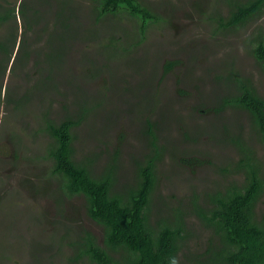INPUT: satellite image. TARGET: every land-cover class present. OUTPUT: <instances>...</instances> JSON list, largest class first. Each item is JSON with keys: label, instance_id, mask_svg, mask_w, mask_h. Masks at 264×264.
Wrapping results in <instances>:
<instances>
[{"label": "rangeland", "instance_id": "obj_1", "mask_svg": "<svg viewBox=\"0 0 264 264\" xmlns=\"http://www.w3.org/2000/svg\"><path fill=\"white\" fill-rule=\"evenodd\" d=\"M27 1L41 12L33 16L38 25L29 31L21 17L0 26V42L14 49L7 66L9 53L0 52V264H71L66 230L101 239L81 195L61 200L47 155V120H75L81 108L73 156L95 177L114 163L118 191L151 152L146 120L154 124L162 151L149 223L172 219L180 207L187 233L181 257L203 251L210 230L192 203L207 206L208 194L242 180L231 171L238 147L227 140L242 136L264 170V143L248 113L216 110L236 91L232 76L249 80L264 98V67L252 53L253 38L264 35V11L223 29L220 18L234 0H138L154 16L141 34L138 18L126 11L98 18L92 0H48L49 8ZM23 2L0 0V10ZM16 57L20 63H12ZM256 208L264 212V196Z\"/></svg>", "mask_w": 264, "mask_h": 264}, {"label": "trees", "instance_id": "obj_2", "mask_svg": "<svg viewBox=\"0 0 264 264\" xmlns=\"http://www.w3.org/2000/svg\"><path fill=\"white\" fill-rule=\"evenodd\" d=\"M38 1L40 6L49 8L48 0ZM92 1L98 18L120 11L138 18L142 24L141 34L147 21L154 18L138 0ZM27 4L25 0L16 10L15 7L0 10V26L8 22L17 25L16 19L22 17L23 23L20 25L31 31L34 25H38L41 12L37 7L31 12ZM263 11L264 0H234L230 2L226 19L220 18V24L223 29L240 26ZM55 13L58 16L62 10ZM35 15L39 19L35 20ZM62 26L66 27V24L62 23ZM15 42L14 38L13 48ZM19 44L22 46L24 41L20 39ZM252 45L255 59L264 67V35L258 32ZM7 49V43L0 42V52L6 53ZM13 50L8 52L5 66L10 64ZM28 54L25 51L24 55L28 57ZM52 54L48 55L50 62ZM19 60L16 57L12 63H20ZM169 67L167 65L166 68ZM4 70L5 67L1 66V71ZM232 78L236 91L222 96L216 110L219 113L226 107H233L246 111L251 128L264 143V98L257 94L249 80ZM84 112L85 109L81 108L75 120L67 116L58 122L47 120L45 125L53 141L47 149V155L53 161L51 173L60 180L58 191L62 195L61 200L81 195L86 216L102 229L100 240L89 230L73 238L66 230L65 244L71 250L67 261L71 264H264V212H257L256 208L264 196V170L254 150L246 145L242 136L226 139L238 147L239 159L231 171L241 174L242 180L231 182L224 189L208 194L206 207L192 203L191 210L210 230V235L203 251L192 256L183 254L181 257V249L187 246L182 209H172V219H167L166 214L157 220L155 226L148 220L156 183L155 162L160 159L162 151L157 143L154 124L146 120L151 152L141 162H136L133 182L121 185L118 191L115 189L118 184L114 163L108 164V168L95 177L73 156V129L81 122Z\"/></svg>", "mask_w": 264, "mask_h": 264}, {"label": "bare ground", "instance_id": "obj_3", "mask_svg": "<svg viewBox=\"0 0 264 264\" xmlns=\"http://www.w3.org/2000/svg\"><path fill=\"white\" fill-rule=\"evenodd\" d=\"M23 1V0H22ZM25 1V0H24ZM52 7V6H51ZM57 7V6H56ZM25 8V7H24ZM29 8V7H28ZM39 10V9H38ZM200 16V15H199ZM26 20V19H25ZM32 23V22H31ZM168 25V24H167ZM227 25V24H226ZM213 28V27H212ZM157 52V51H156ZM161 58V57H160ZM218 58V57H217ZM212 63V62H211ZM221 63V61H220ZM259 63V62H258Z\"/></svg>", "mask_w": 264, "mask_h": 264}]
</instances>
